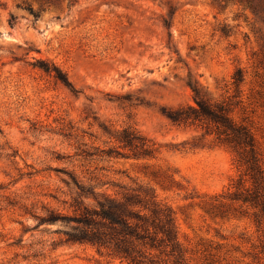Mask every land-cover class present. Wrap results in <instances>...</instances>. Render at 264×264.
Instances as JSON below:
<instances>
[{"label": "rangeland", "instance_id": "rangeland-1", "mask_svg": "<svg viewBox=\"0 0 264 264\" xmlns=\"http://www.w3.org/2000/svg\"><path fill=\"white\" fill-rule=\"evenodd\" d=\"M250 1L0 0V264H119L67 241L74 223L61 216L94 204L90 192L154 195L186 264H264V176L253 182L230 146L163 115L194 104L189 81L234 99L241 68L231 116L251 128L264 173V12ZM127 127L153 156L110 138Z\"/></svg>", "mask_w": 264, "mask_h": 264}, {"label": "trees", "instance_id": "trees-1", "mask_svg": "<svg viewBox=\"0 0 264 264\" xmlns=\"http://www.w3.org/2000/svg\"><path fill=\"white\" fill-rule=\"evenodd\" d=\"M250 7L255 13L264 12V0H251ZM41 68L53 72L57 80L70 85L68 77L56 66L43 64ZM231 78L234 99H213L203 91L199 83L189 81L194 104L169 107L163 111V115L177 126L200 127L204 129V134H212L217 141L230 146L237 153L244 174L256 182L264 173L254 135L243 120L238 122L231 116L241 102L238 97L244 81L243 70L237 68ZM109 135L127 149L130 156L151 157L156 152L154 144L135 129L127 127L116 135ZM112 151L109 148L105 153L110 154ZM255 191L243 200L256 203L258 195ZM142 193L136 194L134 200L127 196H123L122 200H114L106 194L98 197L97 193L90 192L86 198L92 197L94 204L77 201L75 207H72L73 216H61L64 221L74 223V233L68 234L67 241L88 243L99 254H106L118 260L119 264H158L162 261L159 257L161 254L171 257L172 264H186L177 241L172 211L157 203L154 195Z\"/></svg>", "mask_w": 264, "mask_h": 264}]
</instances>
